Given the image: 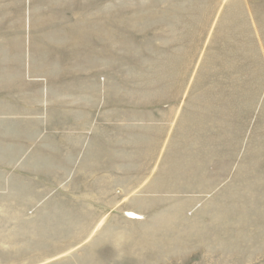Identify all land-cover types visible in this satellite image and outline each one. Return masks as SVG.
<instances>
[{"label": "rangeland", "instance_id": "1", "mask_svg": "<svg viewBox=\"0 0 264 264\" xmlns=\"http://www.w3.org/2000/svg\"><path fill=\"white\" fill-rule=\"evenodd\" d=\"M0 20V264H264V0H0Z\"/></svg>", "mask_w": 264, "mask_h": 264}, {"label": "crops", "instance_id": "2", "mask_svg": "<svg viewBox=\"0 0 264 264\" xmlns=\"http://www.w3.org/2000/svg\"><path fill=\"white\" fill-rule=\"evenodd\" d=\"M12 26H10L8 21L0 20V92L3 90V88L8 89L7 86L10 84L16 85V82H9L8 80H5L3 78L8 79V77H12L14 75V60L17 64V47L18 44L16 42V39L13 38V33L11 31ZM20 47L21 44L23 45V38H20ZM21 60V68L23 67V56L20 57ZM17 72V71H16ZM8 81V82H7ZM22 81V79H21ZM20 84H23L20 83ZM3 87V88H1ZM39 107V106H38ZM42 110H46V105L43 104L40 106ZM34 119L35 118H43L44 115L42 114H33ZM14 117V116H13ZM39 120V119H37Z\"/></svg>", "mask_w": 264, "mask_h": 264}]
</instances>
